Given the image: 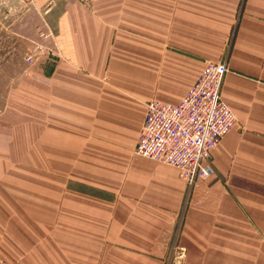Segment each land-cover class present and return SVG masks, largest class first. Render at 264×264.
Here are the masks:
<instances>
[{"label": "crops", "instance_id": "1", "mask_svg": "<svg viewBox=\"0 0 264 264\" xmlns=\"http://www.w3.org/2000/svg\"><path fill=\"white\" fill-rule=\"evenodd\" d=\"M20 1L16 33L54 55L1 111L0 258L264 264V0ZM207 62L237 123L190 191L136 149L147 105L179 104Z\"/></svg>", "mask_w": 264, "mask_h": 264}, {"label": "built area", "instance_id": "2", "mask_svg": "<svg viewBox=\"0 0 264 264\" xmlns=\"http://www.w3.org/2000/svg\"><path fill=\"white\" fill-rule=\"evenodd\" d=\"M41 1L22 0L27 6ZM74 1L86 6L92 3V0ZM51 38L52 34L39 33L42 41ZM53 55V51L37 45L36 51L27 57V63L34 65L42 56ZM228 72L226 63L207 62L197 84L179 104L153 101L147 105L136 155L175 168L190 191L216 174L210 163L211 152L237 123L222 97ZM0 264L10 263L0 258Z\"/></svg>", "mask_w": 264, "mask_h": 264}, {"label": "rangeland", "instance_id": "3", "mask_svg": "<svg viewBox=\"0 0 264 264\" xmlns=\"http://www.w3.org/2000/svg\"><path fill=\"white\" fill-rule=\"evenodd\" d=\"M22 8L20 0H0V115L7 105L6 101L14 98L16 89L21 85L20 78L32 66L27 63V57L35 52L16 33L15 23L21 16ZM173 255L169 256L168 264H171Z\"/></svg>", "mask_w": 264, "mask_h": 264}]
</instances>
